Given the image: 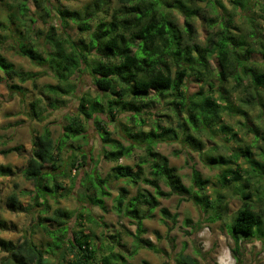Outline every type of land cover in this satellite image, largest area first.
Returning a JSON list of instances; mask_svg holds the SVG:
<instances>
[{"label": "clouds", "instance_id": "9594fccd", "mask_svg": "<svg viewBox=\"0 0 264 264\" xmlns=\"http://www.w3.org/2000/svg\"><path fill=\"white\" fill-rule=\"evenodd\" d=\"M260 108L264 0H0V264H264Z\"/></svg>", "mask_w": 264, "mask_h": 264}, {"label": "rangeland", "instance_id": "374dc122", "mask_svg": "<svg viewBox=\"0 0 264 264\" xmlns=\"http://www.w3.org/2000/svg\"><path fill=\"white\" fill-rule=\"evenodd\" d=\"M258 107H259V106H258ZM245 111H246V109H245ZM260 111H261V112H264V108H260ZM231 115H232V114L224 113V114L222 115V119L225 120V123H226L227 125L231 126L232 128H235V129L237 130V132H239V131H240L239 124H235V125H233V124L231 123V121H230V116H231ZM249 118H251V124H252L253 127H255L258 131H264V129H261V127H260V125H261V121H260L259 116H254V115H252V113H247V115H245V116H241V117H240V119L243 120V121H245V122H247V120H248ZM252 135H253L256 139H260V137L257 136L256 132H253ZM243 138H245V137L242 136V139H243ZM210 143H212V144H216L218 147L221 146V142L218 141V140H216V138H214V137H213L212 139H210ZM249 150H250V147H249ZM241 159H243V158H241Z\"/></svg>", "mask_w": 264, "mask_h": 264}, {"label": "trees", "instance_id": "16d2710c", "mask_svg": "<svg viewBox=\"0 0 264 264\" xmlns=\"http://www.w3.org/2000/svg\"><path fill=\"white\" fill-rule=\"evenodd\" d=\"M25 2H26V0H25ZM72 19H75V18L73 17ZM186 30H187V26H186ZM137 55H142V53H139V52H138ZM251 71H252V70H250V72H249L248 74H251ZM253 82H254V83L257 82L255 76H253ZM208 99H209V101H210L212 104H216L217 106H219V99H218L216 96H209ZM225 113H226V112H225ZM223 114H224V113L220 114V115H221V118H222V115H223ZM187 119H188L189 124L191 125L189 131H190L191 133L195 134V135L193 136L194 139H198L199 133H198V131H197V128H196L195 124H192V119H193V118H192V117H188ZM225 125H226L227 127H231V126L227 125L226 123H225ZM212 138H213V137H212ZM212 138H211V139H212ZM233 158L235 159L236 156L234 155ZM211 166H219V165H211Z\"/></svg>", "mask_w": 264, "mask_h": 264}]
</instances>
